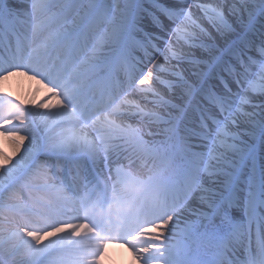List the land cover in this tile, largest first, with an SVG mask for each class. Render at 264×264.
<instances>
[{
  "label": "snow or ice",
  "instance_id": "snow-or-ice-1",
  "mask_svg": "<svg viewBox=\"0 0 264 264\" xmlns=\"http://www.w3.org/2000/svg\"><path fill=\"white\" fill-rule=\"evenodd\" d=\"M0 264H264V0H0Z\"/></svg>",
  "mask_w": 264,
  "mask_h": 264
},
{
  "label": "bare ground",
  "instance_id": "bare-ground-1",
  "mask_svg": "<svg viewBox=\"0 0 264 264\" xmlns=\"http://www.w3.org/2000/svg\"><path fill=\"white\" fill-rule=\"evenodd\" d=\"M5 91L10 93L12 96H18L21 99L28 100L35 99L38 102L47 96L45 88H43L41 85H38L36 81L30 80L26 76H18L17 83H9L6 86ZM2 145L5 151H7L9 155H11V147L5 140L2 141Z\"/></svg>",
  "mask_w": 264,
  "mask_h": 264
}]
</instances>
